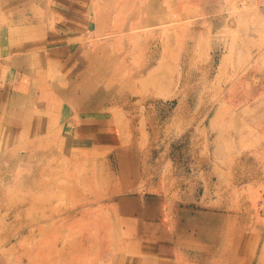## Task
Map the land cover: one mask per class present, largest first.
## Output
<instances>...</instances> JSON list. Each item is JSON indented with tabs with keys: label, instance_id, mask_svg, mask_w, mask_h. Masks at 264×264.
I'll use <instances>...</instances> for the list:
<instances>
[{
	"label": "rangeland",
	"instance_id": "obj_1",
	"mask_svg": "<svg viewBox=\"0 0 264 264\" xmlns=\"http://www.w3.org/2000/svg\"><path fill=\"white\" fill-rule=\"evenodd\" d=\"M180 208L264 255V0H0V264H149Z\"/></svg>",
	"mask_w": 264,
	"mask_h": 264
},
{
	"label": "crops",
	"instance_id": "obj_2",
	"mask_svg": "<svg viewBox=\"0 0 264 264\" xmlns=\"http://www.w3.org/2000/svg\"><path fill=\"white\" fill-rule=\"evenodd\" d=\"M136 212L143 215V218H148L144 217L148 215L145 208ZM175 216V224L180 227L179 230L174 231L172 238L165 241L167 249L157 250V253L151 254L153 259L149 264H171L172 256L183 253L182 248L188 251L189 259L186 258V264H230L226 255V253L230 254V250L225 246L224 235L227 229L230 230L229 216L217 211L194 212L183 208L177 210ZM156 241L158 243V240ZM249 255L245 256L246 259ZM144 259L148 260L146 256ZM244 262L245 264H264L263 252L261 258L249 261L239 260L238 264Z\"/></svg>",
	"mask_w": 264,
	"mask_h": 264
},
{
	"label": "bare ground",
	"instance_id": "obj_3",
	"mask_svg": "<svg viewBox=\"0 0 264 264\" xmlns=\"http://www.w3.org/2000/svg\"><path fill=\"white\" fill-rule=\"evenodd\" d=\"M32 31H33V30H32ZM32 31H31V32H32Z\"/></svg>",
	"mask_w": 264,
	"mask_h": 264
}]
</instances>
